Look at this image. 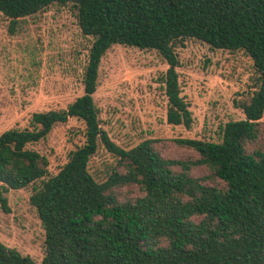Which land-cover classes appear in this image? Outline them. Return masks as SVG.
I'll use <instances>...</instances> for the list:
<instances>
[{
  "label": "trees",
  "instance_id": "1",
  "mask_svg": "<svg viewBox=\"0 0 264 264\" xmlns=\"http://www.w3.org/2000/svg\"><path fill=\"white\" fill-rule=\"evenodd\" d=\"M52 3L72 4L81 33L92 37L83 93L0 133V207L9 212L8 189L39 180L29 201L45 235L40 262L0 241V264H264V0H0V12L14 25ZM189 38L252 59L254 89L233 100L244 117L226 121L218 140L176 138L194 159L165 158L152 139L116 144L93 99L102 56L114 44L156 50L169 65L166 122L190 128L175 69V47ZM70 117L83 122L84 142L48 175L47 157L28 145ZM99 146L116 159L101 180L88 168ZM196 166L209 174L191 175ZM215 178L223 184L206 183ZM131 185L143 194L120 199Z\"/></svg>",
  "mask_w": 264,
  "mask_h": 264
},
{
  "label": "rangeland",
  "instance_id": "2",
  "mask_svg": "<svg viewBox=\"0 0 264 264\" xmlns=\"http://www.w3.org/2000/svg\"><path fill=\"white\" fill-rule=\"evenodd\" d=\"M0 12V133L30 126L34 112L62 109L83 93V71L91 36L83 35L76 9L70 3H52L37 13L15 20ZM181 95L189 102L190 128L166 122L164 78L168 63L154 49L112 45L102 56L93 94L100 125L123 148L145 139L165 158L194 159L197 153L176 138L218 140L219 128L244 114L233 100L254 89L252 59L243 51L211 48L189 38L176 46ZM264 121V115L262 117ZM84 142V124L70 117L56 124L46 138L28 145L48 159L54 175L69 153ZM116 159L99 146L88 163L89 171L104 178ZM193 176L209 174L205 166L191 168ZM207 184L222 185L220 179ZM39 180L4 194L9 212L0 207V241L40 262L44 255V229L29 197ZM143 193L136 185L120 189V199Z\"/></svg>",
  "mask_w": 264,
  "mask_h": 264
}]
</instances>
